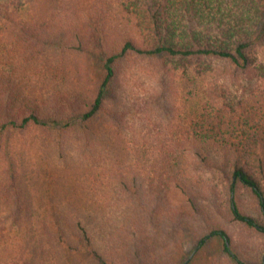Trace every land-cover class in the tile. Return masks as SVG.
<instances>
[{"label":"trees","instance_id":"trees-1","mask_svg":"<svg viewBox=\"0 0 264 264\" xmlns=\"http://www.w3.org/2000/svg\"><path fill=\"white\" fill-rule=\"evenodd\" d=\"M0 157V264H264V0L0 2Z\"/></svg>","mask_w":264,"mask_h":264},{"label":"rangeland","instance_id":"rangeland-1","mask_svg":"<svg viewBox=\"0 0 264 264\" xmlns=\"http://www.w3.org/2000/svg\"><path fill=\"white\" fill-rule=\"evenodd\" d=\"M5 1L6 0H0V2H5ZM20 136L26 139L27 143L31 145L28 139L33 140V138L35 137V132L32 134L25 132L22 133ZM41 141H45V140L43 139L37 140L36 142L37 144L35 143L36 146L32 145L33 146L32 148L25 150L23 154L15 157L16 170L18 175H20V179H21L20 186H22L24 190H22V194L19 197L14 195L12 198H10L11 199L10 203L9 204L5 203L3 207H12L18 209L19 211L18 202H17L18 199L24 201L25 204L29 203V205H32V207H33L32 202L36 203V209L33 213L27 214L25 210H22L21 215H43V211L38 208L36 193L37 191H40V194L43 197L40 198V200L38 201L46 205V197L44 196V194L46 193L44 192L45 191L44 182L46 176L45 171L47 167L46 166L47 161L48 162H52L54 160L58 161L57 160L58 152H52V150L50 149L48 151L46 144ZM54 144L55 142L53 141L48 143L49 147H51ZM74 151L76 150H73L72 153H75ZM1 160L2 157H0V168H2ZM250 208H252L251 204H250ZM252 209H254V207ZM254 212L257 214L255 210ZM0 215H9V210L2 209ZM89 225L95 234V239H94L95 245L97 247H101L102 240L99 238H102V236L97 231L94 230L91 223ZM14 227H9L13 230V232H9L8 229L0 230V237L4 238L2 234L3 232L6 235V238L0 240V244L5 242L4 245H10L17 242L18 236L21 237L20 233L22 231H25V229H21L17 226ZM183 239L186 248H188L190 252L189 256L187 257L185 262H183V264H212L213 260L218 255L222 254L221 239L218 238L211 239L207 242V244L203 248H199L197 246L196 241L194 239V234L191 231H187ZM2 246L3 245H0V249L3 248ZM263 258H264V253H263Z\"/></svg>","mask_w":264,"mask_h":264}]
</instances>
